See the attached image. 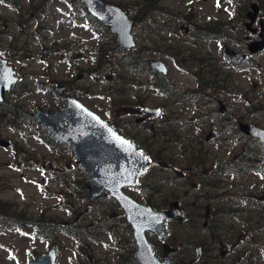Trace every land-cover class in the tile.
Listing matches in <instances>:
<instances>
[{
    "label": "rangeland",
    "instance_id": "374dc122",
    "mask_svg": "<svg viewBox=\"0 0 264 264\" xmlns=\"http://www.w3.org/2000/svg\"><path fill=\"white\" fill-rule=\"evenodd\" d=\"M3 1L0 0V49L4 50L3 57L16 70L19 80L6 94L4 104L0 105V138L9 142L7 147L0 146V200L5 209L23 211L27 219H35L41 213L44 221L51 218L52 222L57 219L61 222H56L57 226L47 230V233L53 230L59 233L54 238L43 237V242L34 238L1 235L0 264H27L32 253L44 252L50 247L57 253L58 264H115L118 252L125 257L134 249L118 205L108 198L88 202L80 190L86 175L71 151L51 139L48 132L30 117L31 112L37 109L52 110L63 104V99L54 91L58 82L66 85L70 94L100 117L110 122L112 119L116 127L130 136L136 135L138 139L132 137L155 162L138 180L136 187L127 190L138 201L150 202L164 209L169 201L176 199L183 207L187 202L183 196L188 198L196 193L186 183L189 179L197 181L198 177L194 169L188 167L189 170L180 179L184 187L178 188L171 183L169 180L173 174L168 168L170 154L175 151L178 153L177 160H183V157H193L192 152L198 146V159L215 156L221 163L215 177L221 180L225 192L217 203L226 206L231 198L234 202L230 205L241 207L242 200L237 201L240 197L245 199V203H252L249 207L251 213L245 219L229 220L232 224L227 225L232 227L226 235L233 233L231 243L237 235L240 238L244 236L246 240H251V245L257 237L261 245L254 246V254L239 257V262H233L226 259L231 243L224 246L226 251H222L223 246L217 244L213 251L205 255L201 253L196 259L194 246L190 250L183 245L184 225L172 221L168 223L167 243L174 248L173 263L264 264V175L248 173L239 178L225 173H229L226 163L231 160V151L249 147L252 143L248 146L244 136L235 135L234 128L222 127L230 120L238 121L239 117L247 122L253 119L264 126V115L257 114L258 107L254 104L264 102V55L256 57L251 64L236 68L227 63L219 52V45L223 43L242 49L245 37L250 36L243 27L245 16L240 13L243 1L161 0L158 4L155 0H111L118 2L129 16H134L132 32L137 41V52L144 53L145 58L161 56L166 62L169 68L165 77L166 90L175 86L177 90L186 91L197 85L194 76L184 75L179 69L192 72L200 69L206 77H212L206 72L207 64L216 68L217 62L221 67L217 69L220 72L218 77L234 91L210 89L212 91L206 92L208 96L205 100H187L176 94L156 92L154 75H131L129 70H125L129 59L122 64L124 73L141 83L136 86L130 80L116 79L119 67H114L118 64L120 53L117 51L112 55L114 62L107 60L112 39L106 38L104 43L96 39L100 29L93 27L83 15L84 10L77 0ZM33 3L37 5L36 9L32 11V6V12L28 13L27 7ZM39 4L46 16L38 15L41 13ZM41 20L43 23L47 21L54 30L43 28L38 32ZM58 22L61 23L59 26ZM185 27L189 30L184 31ZM206 35L215 38V41L201 40ZM101 45L103 53L99 51ZM172 45L190 60L188 64L178 65L174 61V52L168 48ZM202 56L205 61L200 60ZM227 71L230 77L225 75ZM124 92H129L128 97H122ZM134 93L145 95L149 105L162 107L158 119L136 124V116L118 110L123 106L120 99L129 101ZM217 99H222L227 110L221 123L216 120ZM10 110L16 114L19 112L20 117L18 124L12 128L6 123ZM207 112L208 117L203 115ZM219 128L228 131L227 135H232L231 138L223 141V134L217 130ZM209 131L212 132L211 137L204 140ZM175 143L178 147L174 146ZM253 149L260 151L256 146ZM192 163L197 173L198 166H208L206 162L198 165L192 160ZM259 188L261 190L257 192ZM189 190L190 193H187ZM256 200L259 202L255 203ZM205 202L206 199L202 200V203ZM75 227L79 245L63 233V230L70 232ZM152 242L161 257V243L154 239ZM77 246L81 250L76 253Z\"/></svg>",
    "mask_w": 264,
    "mask_h": 264
},
{
    "label": "water",
    "instance_id": "95a60500",
    "mask_svg": "<svg viewBox=\"0 0 264 264\" xmlns=\"http://www.w3.org/2000/svg\"><path fill=\"white\" fill-rule=\"evenodd\" d=\"M85 2L97 17L108 21L112 29L120 32L122 40L133 43L129 35L132 20L127 19L115 5L103 0H85ZM14 80L11 68L6 65L5 60L0 59V101L3 99V92ZM60 119L61 115L58 113L43 114V122L52 130V135L72 147L75 155L89 173V180L97 184L91 191V196L103 194V191L108 189L125 208L127 220L133 227V236L138 245L135 256L139 263L169 264L166 256L167 249L164 252L163 262H159L154 257L144 231L149 230L159 238L163 237L165 234L163 222L166 217L170 216V213L168 211L157 212L149 206L135 204L121 192V187L125 184H132L134 176L146 164L142 155L132 146L129 147V144H121L116 139L117 134L109 131L98 119V121L91 120L90 122L72 120L69 126L62 125ZM174 207V204H171V208ZM174 211L177 213L175 209ZM30 264H55L53 252L36 256Z\"/></svg>",
    "mask_w": 264,
    "mask_h": 264
},
{
    "label": "snow or ice",
    "instance_id": "6c2138e0",
    "mask_svg": "<svg viewBox=\"0 0 264 264\" xmlns=\"http://www.w3.org/2000/svg\"><path fill=\"white\" fill-rule=\"evenodd\" d=\"M90 115H91V114H90ZM96 119H98V117H97ZM113 135H115V134H113ZM116 139H117L118 141H120L121 144H129L128 141L123 140L121 137H118V136H117ZM129 147H131L130 144H129Z\"/></svg>",
    "mask_w": 264,
    "mask_h": 264
},
{
    "label": "flooded vegetation",
    "instance_id": "af4514ba",
    "mask_svg": "<svg viewBox=\"0 0 264 264\" xmlns=\"http://www.w3.org/2000/svg\"><path fill=\"white\" fill-rule=\"evenodd\" d=\"M254 34H256V32H255ZM254 36H255V35H254Z\"/></svg>",
    "mask_w": 264,
    "mask_h": 264
}]
</instances>
